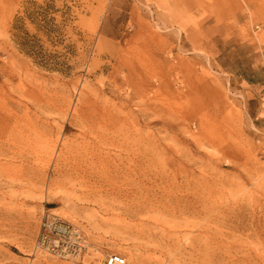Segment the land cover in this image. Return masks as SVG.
Returning <instances> with one entry per match:
<instances>
[{
    "label": "rangeland",
    "instance_id": "rangeland-1",
    "mask_svg": "<svg viewBox=\"0 0 264 264\" xmlns=\"http://www.w3.org/2000/svg\"><path fill=\"white\" fill-rule=\"evenodd\" d=\"M46 213L78 257L36 249ZM110 253L264 264V0H0V264Z\"/></svg>",
    "mask_w": 264,
    "mask_h": 264
},
{
    "label": "built area",
    "instance_id": "built-area-1",
    "mask_svg": "<svg viewBox=\"0 0 264 264\" xmlns=\"http://www.w3.org/2000/svg\"><path fill=\"white\" fill-rule=\"evenodd\" d=\"M85 247L81 231L59 216L46 213L42 216L36 249L59 257H78ZM102 264H128L124 256L116 253L107 254Z\"/></svg>",
    "mask_w": 264,
    "mask_h": 264
},
{
    "label": "trees",
    "instance_id": "trees-1",
    "mask_svg": "<svg viewBox=\"0 0 264 264\" xmlns=\"http://www.w3.org/2000/svg\"><path fill=\"white\" fill-rule=\"evenodd\" d=\"M39 8L40 10H36L32 12V14L38 15L41 22H44L46 25L53 24L55 18L52 16H48L47 12L44 13L45 10L43 11V7ZM15 29L19 31L20 28L16 25ZM17 37L18 44L22 46V49H24L27 54L37 60L40 65L48 69L57 71H63L68 68L67 62L65 60L66 56L64 53L46 52L35 39L28 37V34H26V38L25 36L21 37L20 35H18Z\"/></svg>",
    "mask_w": 264,
    "mask_h": 264
}]
</instances>
